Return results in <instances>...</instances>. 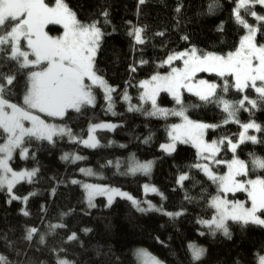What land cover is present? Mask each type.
<instances>
[{
  "label": "trees",
  "instance_id": "trees-1",
  "mask_svg": "<svg viewBox=\"0 0 264 264\" xmlns=\"http://www.w3.org/2000/svg\"><path fill=\"white\" fill-rule=\"evenodd\" d=\"M52 1L45 0L48 5ZM236 1L64 0L80 23H95L101 30L94 69L114 88V113L105 112L103 95L94 88L95 105H84L77 112L67 111L62 122L78 139H85L88 127L95 123L107 121L114 128L96 131L99 145L94 149L83 148L65 135L54 136L51 142L25 137L22 146L27 149V156L21 159L16 150L9 164L15 170H35V174L30 181L14 185L15 199L11 200L8 192L0 189V256L5 258L4 264H58L59 260L70 264H136L132 251L137 247L145 248L163 264H258L257 258L264 256L261 225L229 220L228 235L220 231L212 234L209 229L200 233V221L213 216L209 201L218 193V186L195 166L197 155L189 145L175 144L177 149L172 156L158 152L160 143H171L169 128L180 120L171 113L179 111L181 105L160 92L156 106L166 110L162 114L150 104L141 103L139 94L142 80L167 72L162 63L170 54L195 49L198 55L225 56L235 51L241 37L248 33L237 22ZM248 7L264 16V6ZM239 15L257 29L254 34L257 45H264V21H257L244 8L239 9ZM136 28L142 30L140 44L133 41ZM60 31L54 25L48 26L51 34ZM2 47L0 75L5 79L0 84L4 87V98L22 105L31 68H21L10 59L8 46ZM200 75L217 84L216 97L205 102L183 93L182 103L188 118L214 126L205 131V138L223 140L217 156L220 163L234 157L229 154L227 142H235L241 125L257 124L261 129L256 130L257 142L238 145L236 156L247 165L249 178L264 177V169L252 163L254 158L264 159V100L250 86L238 91L230 76ZM8 76L14 77L10 85L6 81ZM126 91L138 111H126L121 103V94ZM245 96L256 100L257 106L245 101L248 110L239 108L236 120L225 122L227 113L217 102L218 98L238 107L237 102ZM75 153L80 160L64 159L65 154ZM130 158L138 163L152 161L150 173L129 172ZM87 167L98 178L82 175L80 169ZM224 170L222 165L217 168L219 172ZM183 173L187 178L180 184L177 176ZM77 179L117 187L138 200L143 198L142 185H153L157 193L144 197L157 210L141 213L121 198L107 207L100 196L93 199L94 206L90 207L79 183L72 182ZM228 196L246 199L240 192ZM164 212L179 214L173 217ZM257 214L264 219V211ZM32 228L36 231L28 239ZM73 235L75 238L69 239ZM191 243L204 249L198 261L191 259Z\"/></svg>",
  "mask_w": 264,
  "mask_h": 264
},
{
  "label": "snow or ice",
  "instance_id": "snow-or-ice-1",
  "mask_svg": "<svg viewBox=\"0 0 264 264\" xmlns=\"http://www.w3.org/2000/svg\"><path fill=\"white\" fill-rule=\"evenodd\" d=\"M141 3L144 0H140ZM250 4L264 6V0H238L234 9L237 22L248 29V34L241 37L239 47L234 52H229L226 56L213 53L197 55L196 50L191 53H178L167 58L166 63L174 59H183V67H173L167 75H153L150 81H142L144 88L142 99L147 97L152 100L153 108L156 112L166 114V110L156 108L155 96L163 90L171 93L177 104L181 105L179 111L171 114L183 118L184 123L172 125L169 133L173 141L180 140L187 143L191 141L197 148L198 154L207 152L213 157L219 151V142L206 143L202 139L203 129L210 127L203 123L190 120L185 115L180 90L184 89L199 97L201 101L209 102L216 97L217 84L207 80H196V74L200 72H213L219 77L230 76L234 78V86L238 91L251 86L259 98L264 100V45L257 46L253 42L257 29L250 26L239 15V9L244 8L256 18L257 21H264V16L258 15L248 7ZM106 15V13H105ZM48 25H62L63 33L58 37H53L45 31ZM141 29H135L134 34L137 42L142 43ZM132 33H130L131 35ZM102 36L101 30L95 23L84 25L80 23L74 12H72L64 0H55V6H49L45 0H0V51L2 46L10 49V59L19 63L21 68H28L30 65L39 67L38 71H30L26 84V92L23 97V104L10 103L4 98V87L0 84V134L5 135V142L0 144V188L7 187L11 193L12 188L20 180L31 178L35 170L31 172H17L9 166L14 149H20L21 157L27 153V149L22 147L25 137H36L53 141L57 135L72 136L70 129L46 122L41 117H63L67 110L74 109L80 111L83 105L95 103L92 93V85H99L105 89L106 99L111 100L112 89L106 86L102 77L96 74L94 69V57L98 48V42ZM22 41H26L30 51L22 50ZM34 57V59H30ZM187 57V58H185ZM135 71V69H133ZM5 77L0 75V80ZM14 77H6L7 84H12ZM90 81L91 83H88ZM257 81L260 82L257 86ZM228 82L225 81L224 90L227 91ZM125 99L127 97L125 96ZM245 101L257 106L256 100H250L247 96L238 101V107L230 101L218 98L217 102L223 105V110L227 113L225 122L229 119L236 120V112L239 108H245ZM109 103V110H111ZM131 110V109H130ZM245 110H248L245 108ZM155 114V112L151 113ZM25 121L30 123V127L25 126ZM238 122V121H236ZM114 125L97 124L90 126L89 139L84 140L86 146L95 147L96 142L91 132L99 128L111 129ZM214 127V126H212ZM243 131L240 132V142L251 140L257 142L255 136L247 135L249 128L261 130L255 123L241 125ZM231 150L234 152L237 145L229 141ZM162 148H171V145H162ZM68 157L65 156V159ZM73 159H81L79 156ZM220 163V161H216ZM253 166L264 169V159L254 158ZM200 167V165H196ZM119 167V164H117ZM228 171L222 176H216L207 166L203 171L213 182L218 184L217 195L212 198L211 206L215 209V214L211 220H203L200 223L214 226V230H223L228 235L226 221L256 223L264 225V219L257 215L264 211V177L243 181L238 179L242 175L248 174V167L244 161L233 158L227 162ZM151 168V161L135 166H130L129 172L142 171L147 173ZM81 171H85L81 169ZM87 174L91 175V170ZM186 177L181 176L180 180ZM75 183V181H73ZM88 192L89 206L93 207L92 200L96 195H107L109 204L114 195L126 197L132 200L134 206L139 211H146L140 208L136 200H133L127 193L119 189L107 188L99 185H84ZM146 191L156 192L157 190L145 185ZM244 192L247 195L251 206H246L244 201L230 200L229 193ZM15 199V197H13ZM149 208L152 205L149 204ZM179 213H177L178 215ZM27 215V213H25ZM168 215H172L168 213ZM35 228L29 230L28 239L32 238ZM70 236L69 239H74ZM43 239V238H42ZM194 260H198L204 253V249L195 245H189ZM139 255L145 257L144 264H159L154 257L141 250ZM5 258L0 256V264H4ZM58 264H68L67 261L60 260ZM259 264H264V256L259 257Z\"/></svg>",
  "mask_w": 264,
  "mask_h": 264
},
{
  "label": "rangeland",
  "instance_id": "rangeland-1",
  "mask_svg": "<svg viewBox=\"0 0 264 264\" xmlns=\"http://www.w3.org/2000/svg\"><path fill=\"white\" fill-rule=\"evenodd\" d=\"M237 3H238V0L235 2V4H236V7H237ZM49 6H52V7H54L55 6V0H53L52 1V4H50ZM49 26V25H48ZM48 26H46V28H45V31L46 32H48ZM54 26H56L57 28H61V31L59 32V34H51L50 32H48V34L50 35V36H53V37H58V36H60V35H62V33H63V27H62V25H54ZM136 29H138V28H136ZM248 34V33H247ZM246 34V35H247ZM100 41V40H99ZM133 41H135V43H137V44H140L139 42H137V40H136V38H135V34L133 35ZM143 41V40H142ZM253 42L257 45V43L255 42V35H254V38H253ZM99 43L100 42H98V45H99ZM22 44H23V47H22V50H24V51H30L28 48H27V45H26V41H22ZM240 44V43H239ZM257 46H259V45H257ZM238 47H239V45H238ZM97 51V50H96ZM234 52V51H233ZM178 53H188V54H190L191 53V51H188V52H178ZM177 53V54H178ZM96 54L97 53H95V57H96ZM171 55H175V54H170V55H168L163 61V63H162V66H164V67H167L168 69H167V72H164V73H157L158 75H161V76H164V75H167V74H169L170 72H171V69L173 68V67H178V68H182L184 65H183V59H179V60H177V59H174V60H172L170 63H166L165 61H167V58L169 57V56H171ZM198 55V54H197ZM200 55V54H199ZM206 55V54H205ZM226 56V55H225ZM95 57H94V59H95ZM185 58H187V57H185ZM30 59H34V57H31L30 56ZM180 63L178 66H176L175 65V63ZM29 68H31V70L30 71H38V70H40V69H38L39 67H34V66H29L28 67V69ZM156 74V75H157ZM200 74H205V75H214L215 77H218V78H221V77H219V76H217L215 73H213V72H200V73H197L196 74V77H195V79L196 80H200V79H203V80H207L205 77H203V76H201ZM98 75V74H97ZM232 78V77H231ZM233 79V81H234V78H232ZM104 80V79H103ZM151 80V77L150 78H147L146 80H142V81H150ZM105 81V80H104ZM141 81V82H142ZM207 81H209V80H207ZM88 83H91L90 81H87ZM141 82H140V101H141V103H145V104H150V106L153 108V104H152V100L151 99H148L147 97H144L143 99H142V95H143V93H144V88H142L141 87ZM210 82V81H209ZM105 83H106V86L108 87V88H110V89H112V91L110 92V93H108V95H110V97H111V100L109 101L108 99H106V93H105V89L104 88H102V87H100L99 85H92V93H93V90H94V88H98L99 90H100V93H101V95H103V100H104V102H105V104L103 105L104 106V110H105V112H107L108 114H113L114 113V100H113V92H114V88L110 85V84H107V82L105 81ZM211 83H215L214 81H211ZM259 84H260V82L259 81H257V86H259ZM250 88H252L251 86H250ZM253 89V88H252ZM160 92H163V93H166V94H168L173 100H174V102L176 103V100H175V98H174V96L171 94V93H169L168 91H163V90H161V91H159L157 94H156V96H155V103H156V100H157V98H158V95L160 94ZM183 93H187V94H192V93H190V92H188L187 90H184V89H181L180 90V95H181V99H182V95H183ZM258 94V93H257ZM94 95V94H93ZM122 96L120 97V101H121V103L123 104V105H125V109H126V111L128 110V111H138V107H137V105H135V104H133L132 103V101H131V98H130V96H129V94H127V91L126 92H123L122 94H121ZM193 95V94H192ZM259 95V94H258ZM125 96L127 97V99H125ZM94 97H95V102H96V96L94 95ZM197 97V96H196ZM197 98H199V97H197ZM109 103H111V105H112V107H111V110H109ZM23 104V103H22ZM95 105V103L94 104H92V105H86V106H94ZM177 105H179V104H177ZM84 106V105H83ZM82 108V107H81ZM156 108H157V106H156ZM131 109V110H130ZM154 109V108H153ZM155 110V109H154ZM67 111H76V110H74V109H69V110H67ZM66 111V112H67ZM77 112V111H76ZM66 114V113H65ZM65 114H64V116H65ZM41 115V117L43 118V119H45L46 120V122H48V123H50V124H55V125H57V126H61V127H66L67 129H70L64 122H62V120H63V117H45L43 114H40ZM185 115L187 116V114L185 113ZM188 117V116H187ZM179 122H177L176 124H174V125H178V124H183L184 123V120H183V118L182 117H180L179 116ZM192 120V119H191ZM193 122H197V121H194V120H192ZM229 121H231V122H234L233 120H231V119H229ZM25 123V126L26 127H30L31 125H30V123L29 122H27V121H25L24 122ZM197 123H199V122H197ZM250 123H254V122H250ZM97 124H109V125H114L113 123H110V122H101V123H95L94 125H97ZM203 124H205V123H203ZM246 124V123H245ZM206 125H209V124H206ZM257 125V124H256ZM90 126H92V125H90ZM90 126L88 127L89 129H90ZM210 127H208V128H205V129H203V135H202V139H203V141L204 142H206V143H209V144H211L212 142H214V141H216V140H214V141H208L206 138H205V131L207 130V129H209V128H211L212 126L211 125H209ZM114 127H112L111 129H109V128H99V129H95V131H93V132H91V135L94 137V140H95V142H96V146L95 147H90V146H86L84 143H83V141L84 140H88L89 139V135H90V132H89V129H88V133H87V136L85 137V139H78L76 136H74L73 134H72V136H69V135H67V134H65V136H67V137H69L72 141H78V143L80 144V146H82L83 148H88V149H94V148H96L98 145H99V139L97 138V136H96V131H98V130H112ZM71 130V129H70ZM172 131V125L170 126V128H169V131H168V135H169V133ZM241 131H243V129H242V127L240 128V132ZM256 133H257V131H256V129L255 128H249L248 130H247V135H249V136H255L256 137ZM4 136V137H3ZM61 136H64V135H61ZM46 140V139H45ZM169 140H170V142H173L174 144H176V145H182V144H185V145H189L190 147H192L194 150H195V153H196V155H197V162L195 163V166L196 165H200V167H197L199 170H200V172L204 175H206V176H208L204 171H203V167L204 166H207L216 176H222V175H224L227 171H228V167H227V162H229V161H231L234 157H232L231 159H229V160H226L224 163H222V165H224L225 166V170H224V172H219V171H217V169H216V167H215V164H218L216 161H218L217 160V156L219 155L218 154V152H216L215 153V156L213 157L212 155H210L209 153H207V152H201L200 154H198V150H197V148L196 147H194L193 146V143L191 142V141H188L187 143H184V142H181L180 140H176V141H173L172 140V138H171V136L169 135ZM246 141H251V140H245L244 142H246ZM5 142V135H1L0 136V144H2V143H4ZM216 142H219V141H216ZM244 142H242V143H244ZM228 143V149H229V151H231V152H233L232 150H231V144H229V142H227ZM234 144H236L237 146L238 145H240V144H242L241 142H240V134L238 135V137H237V139L235 140V142H233ZM221 145V143H218V148H219V146ZM23 147V146H22ZM17 150V153H18V155H19V157L22 159V158H24V157H26L27 156V153H26V155L24 156V157H21V155H20V149L19 148H17V149H14L13 150V153H12V156L15 154L14 152ZM65 156H67L68 158H67V160H69V161H71V162H76V161H78V160H80V159H73V157H75V156H79L77 153H75V154H71V155H67V154H65ZM65 156H64V159H65ZM80 157V156H79ZM235 158H237V157H235ZM238 159V158H237ZM10 162V161H9ZM129 163H130V166H135L138 162L135 160V159H133V158H130L129 159ZM143 163H146V162H140V164H143ZM152 161H151V167H152ZM9 166H10V164H9ZM11 167V166H10ZM130 168V167H129ZM82 169H84L85 171H81V169H80V171H81V174L82 175H85L86 177L88 176V177H94V178H98V176L99 175H97L96 173H94L93 171H91V175H89V174H87V172H88V170H91L90 168H82ZM151 169L152 168H150V170L147 172V173H144V172H142V171H137V172H135L134 174H137V173H141V174H144V175H147V174H149L150 173V171H151ZM14 171H17V172H24V171H27V172H31V170H26V169H23V170H15V169H13ZM133 174V173H132ZM181 176H184V175H181ZM181 176H179L178 177V183H182V181L180 180V177ZM33 177V176H32ZM31 177V178H32ZM209 177V176H208ZM31 178L29 179V178H25V179H23V180H20L18 183H20V182H23V181H30L31 180ZM238 179H240V180H243V181H247V180H249V179H251V178H249L247 175H242V176H240V177H238ZM254 179H256V178H254ZM73 181H75V183H79V185H80V188H81V190L84 192V199H85V202L89 205V202H88V192H87V190L85 189V187H84V185H99V186H103V185H100V184H95V183H93V182H91V181H83V180H80V179H77V180H73ZM72 181V182H73ZM74 183V182H73ZM17 184V183H16ZM145 185H147V184H143L142 185V187H141V190L143 191V198H141L140 200H138L137 198H134V196L132 195V194H130L129 192H127V191H124V190H122V189H119V188H117V187H114V186H109V187H107V188H112V189H119L121 192H124V193H127L129 196H131L132 197V199L133 200H136L137 202H138V204H139V207L140 208H143V209H146V211H150V210H157V208L153 205V203H151L149 200H147V198L146 197H144V196H146V195H152V194H155V193H157V191L156 192H152V191H146L145 190ZM216 185L218 186V184L216 183ZM149 188H153L154 186L152 185V186H149V185H147ZM103 187H106V186H103ZM155 188V187H154ZM1 190L2 189H5L7 192H8V194H9V196H10V199L12 200L13 199V197H15L13 194H12V191H11V193L8 191V189H7V187L5 186V187H3V188H0ZM13 189V188H12ZM157 190V189H156ZM240 193H242L244 196H246V199H244V200H242V199H233V198H230L228 195H234V194H237V192L236 193H229L228 195H227V198L228 199H230V200H240V201H244L245 202V204H246V206H248V207H250L251 206V204H250V201H248V199H247V195H246V193H244V192H240ZM217 195H223L222 193H217L216 194V196ZM103 197L104 198V202H106L105 203V205L107 206V207H109L112 203H113V201L115 200V199H124V200H126V201H129L131 204H132V206L135 208V210L136 211H138V212H144V211H139L138 210V208L136 207V206H134L133 205V203H132V200H129V199H127L126 197H121V196H119V195H114L113 196V199H112V202L109 204V202H108V196L107 195H96L94 198H97V197ZM215 197V196H214ZM93 198V199H94ZM93 201V200H92ZM211 201H212V199H210V201H209V207L210 208H212V210H213V216H214V214H215V209L211 206ZM93 204V203H92ZM149 204H151L152 205V208H149ZM159 211V210H158ZM167 213V215H168V212H166ZM172 215H168V216H175V215H177V213H171ZM258 215V214H257ZM213 216L209 219V220H211L212 218H213ZM262 219V218H261ZM226 222H228V221H226ZM253 224H256V223H253ZM256 225H258V226H260L261 224H256ZM262 227H264V225H261ZM202 228H204V229H209L211 232H212V234H216L218 231H220V233L221 234H224V232H223V230H214V226H212V227H209L208 225H205V224H203V227ZM190 245H194V244H190ZM196 246V245H195ZM197 247H199V246H197ZM199 248H201V247H199ZM141 250H143L144 252H146V253H148L149 254V256L150 257H154L153 255H151L145 248L143 249V248H140V247H137V248H134L133 249V251H132V254H133V257H134V259H135V261H136V264H144V261H145V257H143V256H141V255H139V252L141 251ZM189 252L191 253V259H192V261H198V260H194L193 259V257H192V252H191V249L189 248ZM203 255H204V253H203ZM202 255V256H203ZM201 256V257H202ZM261 256H263V255H261ZM261 256H259V257H261ZM200 257V258H201ZM259 257L257 258L258 259V264H259ZM157 261H159L156 257H154ZM199 258V259H200ZM60 261V260H59ZM64 261H67V260H64ZM68 262V261H67ZM68 264H70L69 262H68ZM159 264H163L162 262H160L159 261Z\"/></svg>",
  "mask_w": 264,
  "mask_h": 264
},
{
  "label": "water",
  "instance_id": "water-1",
  "mask_svg": "<svg viewBox=\"0 0 264 264\" xmlns=\"http://www.w3.org/2000/svg\"><path fill=\"white\" fill-rule=\"evenodd\" d=\"M162 145H165V146L171 145L172 147L166 149V148H162L161 147ZM176 149H177V146L173 142H171V143H160L159 148H158V152L160 154L162 153L165 156H172L175 153Z\"/></svg>",
  "mask_w": 264,
  "mask_h": 264
},
{
  "label": "bare ground",
  "instance_id": "bare-ground-1",
  "mask_svg": "<svg viewBox=\"0 0 264 264\" xmlns=\"http://www.w3.org/2000/svg\"><path fill=\"white\" fill-rule=\"evenodd\" d=\"M256 143V142H255ZM255 143H253L252 141H250L249 142V145H254ZM243 144V143H242ZM237 150H238V146L236 147V149H235V151L234 152H231V151H229V154H231V155H233L234 157H237L236 156V152H237ZM238 158V157H237ZM239 160H241V161H243L242 159H240V158H238ZM224 163V162H223ZM220 165H222V163H218V164H215V167H216V169L218 168V166H220ZM222 166H224V165H222ZM225 167V166H224ZM183 175H184V177H186V174L185 173H183ZM179 176H181V175H179ZM179 176H177V180H178V177ZM187 178V177H186ZM185 178V179H186ZM184 179V180H185ZM182 182H183V180H181ZM154 205V204H153ZM155 206V205H154ZM156 207V206H155ZM157 208V207H156ZM162 212V211H161ZM163 213V212H162ZM166 215H167V213L166 212H164ZM169 213V212H168ZM199 225H200V227H201V231H200V233L201 234H204V232L206 231L204 228H202L203 227V224L202 223H199ZM192 244H194V243H192ZM195 245V244H194ZM196 246H198V245H196ZM200 247V246H199Z\"/></svg>",
  "mask_w": 264,
  "mask_h": 264
}]
</instances>
